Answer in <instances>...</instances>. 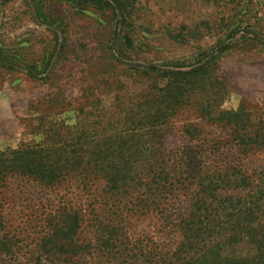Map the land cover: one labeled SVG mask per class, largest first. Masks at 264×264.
<instances>
[{
  "label": "rangeland",
  "instance_id": "1",
  "mask_svg": "<svg viewBox=\"0 0 264 264\" xmlns=\"http://www.w3.org/2000/svg\"><path fill=\"white\" fill-rule=\"evenodd\" d=\"M128 1L133 7L129 28L118 7L115 16L92 5L80 12L70 0H0V56L4 52L9 60L0 64V152L41 142L37 129L44 116H52L46 127L63 121L75 125L86 95L101 98L111 109L116 93L121 102H128L148 86L140 73L210 68L218 96H189L160 132L155 157L175 171L174 191L180 194L161 205L172 208L176 218L189 207L186 196L197 190L200 177L219 174L227 157L236 158L220 115L242 105L253 114V122H264V0ZM37 7L57 23H44ZM117 48L124 50V59ZM51 54L48 72L36 75L32 68ZM115 81L117 92L106 83ZM204 103L211 109L203 112ZM120 110L116 118L124 116ZM251 161L252 168L264 165L263 156ZM85 192L74 181L48 188L24 178L7 180L0 185L5 228L0 238L17 236L31 245L48 214L62 207L79 208L81 202L89 206ZM159 218L150 214L132 221L131 228L165 250H174L173 237L161 235L169 230Z\"/></svg>",
  "mask_w": 264,
  "mask_h": 264
},
{
  "label": "trees",
  "instance_id": "2",
  "mask_svg": "<svg viewBox=\"0 0 264 264\" xmlns=\"http://www.w3.org/2000/svg\"><path fill=\"white\" fill-rule=\"evenodd\" d=\"M112 1L70 3L80 12L92 5L115 16L118 7L129 28L131 2ZM36 12L49 26L57 23L41 8ZM116 52L125 58L124 50ZM3 54L0 64L5 65L9 60ZM52 59L53 54L48 55L32 70L46 74ZM140 74L148 86L128 102H121L116 93L111 109L101 98L91 100L86 95L76 111L75 125L63 121L46 127L52 116H44L37 129L41 142L0 152V185L12 178L48 188L74 181L90 199L89 206L81 202L79 208L62 207L48 214L31 245L17 236H2L0 264H264V165L250 166L252 158L264 157V122H253V114L242 105L220 115V123L230 131L228 145L236 158L227 157L219 174L200 177L197 190L186 196L189 207L173 218L172 208L161 205L180 196L174 191L175 171L155 157L161 129L189 96H218L219 89L212 83L210 68ZM106 83L118 91L117 81ZM119 107L122 118H116ZM200 107L205 112L210 105ZM150 214L166 224L169 232L161 235L173 237L174 250H165L131 228L132 221ZM3 226L0 216V229Z\"/></svg>",
  "mask_w": 264,
  "mask_h": 264
}]
</instances>
